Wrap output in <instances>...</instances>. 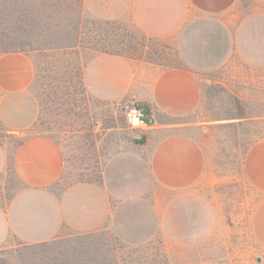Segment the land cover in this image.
<instances>
[{
	"label": "rangeland",
	"instance_id": "obj_1",
	"mask_svg": "<svg viewBox=\"0 0 264 264\" xmlns=\"http://www.w3.org/2000/svg\"><path fill=\"white\" fill-rule=\"evenodd\" d=\"M237 5L241 33L201 20L186 35L187 65L178 36L135 26L129 0H0V53L30 56L29 92L38 107L27 129L7 132L0 124L7 154L0 207L5 212L21 187L12 154L31 136L62 148L60 188L102 182L112 160L118 172L110 167L109 183L122 190L112 197V227L64 229L40 243L9 236L0 264H264V192L244 170L248 148L264 138V0ZM93 49L128 58L135 82L123 99L98 98L85 86L84 67L76 66L98 54ZM177 68L194 77L184 92L195 97L191 108L173 113L151 105L146 97L165 93L158 75ZM130 103L147 108L154 127L128 126L122 108ZM143 212L147 241L136 231Z\"/></svg>",
	"mask_w": 264,
	"mask_h": 264
},
{
	"label": "crops",
	"instance_id": "obj_2",
	"mask_svg": "<svg viewBox=\"0 0 264 264\" xmlns=\"http://www.w3.org/2000/svg\"><path fill=\"white\" fill-rule=\"evenodd\" d=\"M241 1L244 0H129L128 8L131 20L145 34L168 40L178 36L180 57L191 65L184 53L189 30L201 28V20H205L208 27L221 25L228 35L240 34L244 28L237 22V4ZM129 67L124 56L98 53L83 68L84 84L98 98L118 101L135 82ZM33 76L29 55L16 51L0 53V124L7 132L27 129L37 118V103L29 92ZM192 79L185 69H168L157 77L158 85L164 84L160 86L164 96L146 97L147 101L169 112H186L195 98L190 86H185ZM186 90H190L188 98ZM111 161L103 169L102 182L79 181L60 188L56 184L65 165L62 148L45 136L21 141L12 154L13 171L21 187L8 201L5 212L0 207V246L9 236L25 243H40L58 237L64 229L87 232L107 221L112 227V197H119L121 189L120 185L113 187L109 183L110 167L118 172ZM6 164L7 154L0 143V174ZM244 170L248 181L264 192V138L248 148ZM140 219L136 218L137 235L141 233L143 238L139 240L147 241L150 217L143 212Z\"/></svg>",
	"mask_w": 264,
	"mask_h": 264
},
{
	"label": "built area",
	"instance_id": "obj_3",
	"mask_svg": "<svg viewBox=\"0 0 264 264\" xmlns=\"http://www.w3.org/2000/svg\"><path fill=\"white\" fill-rule=\"evenodd\" d=\"M122 109H123L125 120L128 126H130L131 128L145 130V129L154 127L155 122H156L155 118L149 111H147V109L144 106L139 105V104L130 103V104L123 106ZM133 109H137L138 111L133 112ZM137 115H139L141 123L136 126H133L131 122L132 117L137 116Z\"/></svg>",
	"mask_w": 264,
	"mask_h": 264
},
{
	"label": "trees",
	"instance_id": "obj_4",
	"mask_svg": "<svg viewBox=\"0 0 264 264\" xmlns=\"http://www.w3.org/2000/svg\"><path fill=\"white\" fill-rule=\"evenodd\" d=\"M93 50H94V49H93ZM94 51H95L96 53H114V52H112V51H108V50H106V49H95ZM115 53L118 54V52H115ZM84 66H85V62L82 61V62H80V63L76 66V68H77L78 70H81ZM146 109H147V108H146ZM147 111H148V109H147Z\"/></svg>",
	"mask_w": 264,
	"mask_h": 264
},
{
	"label": "clouds",
	"instance_id": "obj_5",
	"mask_svg": "<svg viewBox=\"0 0 264 264\" xmlns=\"http://www.w3.org/2000/svg\"><path fill=\"white\" fill-rule=\"evenodd\" d=\"M137 111H138L137 109H133V112H137ZM141 115H142V113H141ZM131 122H132L133 126H136V125L140 124L141 121H140L139 115L132 117V121Z\"/></svg>",
	"mask_w": 264,
	"mask_h": 264
},
{
	"label": "water",
	"instance_id": "obj_6",
	"mask_svg": "<svg viewBox=\"0 0 264 264\" xmlns=\"http://www.w3.org/2000/svg\"><path fill=\"white\" fill-rule=\"evenodd\" d=\"M257 260L259 261V260H260V258H259V257H257Z\"/></svg>",
	"mask_w": 264,
	"mask_h": 264
}]
</instances>
